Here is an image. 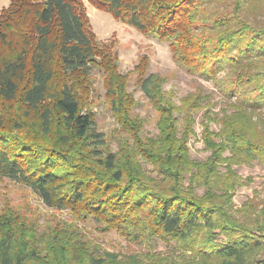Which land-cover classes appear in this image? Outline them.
<instances>
[{
    "label": "trees",
    "instance_id": "16d2710c",
    "mask_svg": "<svg viewBox=\"0 0 264 264\" xmlns=\"http://www.w3.org/2000/svg\"><path fill=\"white\" fill-rule=\"evenodd\" d=\"M90 1L168 43L173 60L189 73L217 82L227 70L226 108L214 113L202 89L178 104L163 77L142 70L140 88L158 112V134L144 137L142 121L131 117L136 102L126 76L97 44L82 0H10L0 13V177L30 187L50 208L126 234L133 228L134 239L158 237L191 252L169 264H264V206L245 204L236 212L233 203L241 184L233 165H264V0ZM141 65L147 68L142 61L137 69ZM96 66L105 69L123 130L132 132V150L128 141L112 150L93 114L83 110L84 86L74 76L87 77ZM202 109L209 155L199 161L188 143ZM6 121L52 140H24ZM38 226L13 209L0 212V264L119 263L117 254L90 251L77 231L41 233Z\"/></svg>",
    "mask_w": 264,
    "mask_h": 264
},
{
    "label": "rangeland",
    "instance_id": "374dc122",
    "mask_svg": "<svg viewBox=\"0 0 264 264\" xmlns=\"http://www.w3.org/2000/svg\"><path fill=\"white\" fill-rule=\"evenodd\" d=\"M9 3L10 0H0V13ZM82 4L89 29L97 44L107 47L106 52L113 59L115 58L120 74L126 76L127 92L136 102V106L131 111V117H137L142 121L141 133L144 137L158 134L156 125L158 112L140 88L139 76L142 70L145 74L157 73L163 77L165 79L164 90L174 98L176 103L179 104L187 94L202 89L211 96L209 106L212 111L222 114V110L229 102L222 90L227 81V70L218 74L217 82L189 73L187 69L173 60L168 43L159 41L117 20L112 14L98 8L90 0H82ZM259 18L264 20V16ZM142 61L146 62L147 68L141 65L142 67L137 69ZM74 79L81 81L84 86V89H81L83 110L93 114L95 127L105 134L110 148L118 151L121 144L123 146L128 141L130 143L128 150H132V132L128 133L123 130L119 117L111 107L105 84V69L96 66L87 77L77 74ZM204 111L205 109H202L197 113L194 133L188 143L191 157L199 161H204L209 155L204 150L202 141L201 122ZM6 128L24 140H35L40 144H49L52 140V137H35L32 127L25 130L18 129L16 125L6 121ZM211 128L218 131L220 125L214 122ZM139 160L145 170L152 169L150 163L142 156H139ZM233 169L236 170L241 180V184L234 191V211L238 212L245 204H251L253 208L264 206V165L259 162L237 163L233 165ZM199 192L202 193V190ZM6 209H13L28 217L32 222L38 223L40 225L38 230L41 233L43 231L52 233L57 228L77 231L80 239L86 245L91 246L90 251H95L98 256L103 257L107 252L117 254L118 264H129L131 258H140V264H169V261L182 262L191 254L188 251H181L175 242L167 243L158 237L143 236L140 239H134L135 230L133 228L127 229L128 234H126L116 227H107L93 217H80L78 212L70 209L50 208L30 187L9 178L0 177V212ZM236 215L239 216L238 213Z\"/></svg>",
    "mask_w": 264,
    "mask_h": 264
}]
</instances>
